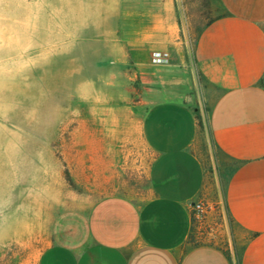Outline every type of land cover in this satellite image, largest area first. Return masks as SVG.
<instances>
[{
  "label": "crops",
  "instance_id": "crops-1",
  "mask_svg": "<svg viewBox=\"0 0 264 264\" xmlns=\"http://www.w3.org/2000/svg\"><path fill=\"white\" fill-rule=\"evenodd\" d=\"M215 3L190 46L174 0L81 8L69 36L93 45L90 66L132 69L145 85L147 188L137 200L107 195L58 211L34 264H264V0ZM153 52L166 62L151 64ZM197 200L211 207L210 229L195 241Z\"/></svg>",
  "mask_w": 264,
  "mask_h": 264
},
{
  "label": "rangeland",
  "instance_id": "rangeland-1",
  "mask_svg": "<svg viewBox=\"0 0 264 264\" xmlns=\"http://www.w3.org/2000/svg\"><path fill=\"white\" fill-rule=\"evenodd\" d=\"M5 2L12 0H0V9ZM16 2L35 7L16 52L6 51L0 35V264H34L61 209L88 206L107 195L139 199L152 155L138 121L145 85L132 69L90 66L93 45L75 44L69 36L80 12L97 14L104 11L101 3L128 9L132 0ZM174 4L189 46L219 14L215 0ZM8 56L17 61L13 70ZM202 153L212 185L204 148ZM221 225L217 216L214 228L223 230ZM209 229L204 221H193L191 238Z\"/></svg>",
  "mask_w": 264,
  "mask_h": 264
},
{
  "label": "clouds",
  "instance_id": "clouds-1",
  "mask_svg": "<svg viewBox=\"0 0 264 264\" xmlns=\"http://www.w3.org/2000/svg\"><path fill=\"white\" fill-rule=\"evenodd\" d=\"M34 5L22 2H5L0 9V35L3 36V46L7 52H16L20 45L21 30L27 27V18ZM23 17V19H21ZM23 51H27L24 48ZM9 70L16 68L17 61L11 56L5 60Z\"/></svg>",
  "mask_w": 264,
  "mask_h": 264
},
{
  "label": "built area",
  "instance_id": "built-area-1",
  "mask_svg": "<svg viewBox=\"0 0 264 264\" xmlns=\"http://www.w3.org/2000/svg\"><path fill=\"white\" fill-rule=\"evenodd\" d=\"M168 55L163 52H153L151 54V64L153 65H162L166 62ZM262 89L264 91V84L262 86ZM210 206L206 204L203 200H197L195 201L191 206V217L192 222L195 221L199 224L203 223L204 217L207 214V212L210 210Z\"/></svg>",
  "mask_w": 264,
  "mask_h": 264
},
{
  "label": "trees",
  "instance_id": "trees-1",
  "mask_svg": "<svg viewBox=\"0 0 264 264\" xmlns=\"http://www.w3.org/2000/svg\"><path fill=\"white\" fill-rule=\"evenodd\" d=\"M209 22H210V21H209ZM209 22H208V23H209Z\"/></svg>",
  "mask_w": 264,
  "mask_h": 264
}]
</instances>
